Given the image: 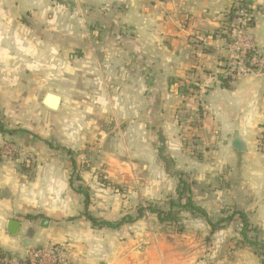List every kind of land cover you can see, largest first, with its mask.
<instances>
[{"label": "crops", "instance_id": "obj_1", "mask_svg": "<svg viewBox=\"0 0 264 264\" xmlns=\"http://www.w3.org/2000/svg\"><path fill=\"white\" fill-rule=\"evenodd\" d=\"M245 1L264 54V0ZM234 2L0 0V82L66 83L65 92L42 93L61 97L56 111L40 100L46 117L0 120V144L17 148L0 161L1 251L25 257L64 245L74 264H209L206 253L210 262L264 264L233 221L212 232L186 213L182 234L152 214L94 227L73 180L89 163L78 174L88 213L116 223L172 195L182 175L209 220L240 211L264 235V75L228 76L223 27ZM133 178L145 184L119 192Z\"/></svg>", "mask_w": 264, "mask_h": 264}, {"label": "rangeland", "instance_id": "obj_2", "mask_svg": "<svg viewBox=\"0 0 264 264\" xmlns=\"http://www.w3.org/2000/svg\"><path fill=\"white\" fill-rule=\"evenodd\" d=\"M231 21L232 20H230L228 22L227 17H225L224 24L231 23ZM250 32H251V30H250ZM253 38H254V36H253ZM14 69H16L18 71V70H20V67H14ZM52 88L58 92H65L66 91V83L65 82H59L58 87H56V86H54V84H52L50 82H45V83L35 82V81L26 82L24 80L5 82V83L0 82V120L3 121L5 119L8 122H11V120H12V122H13V120H15L17 118H28V119L31 118V119L36 120L37 118L42 119V118L46 117V115L44 114V112L40 108V100L42 97V93L46 90L49 91ZM31 90H34L36 93H39L40 95H37L36 98L27 97L26 94L30 93ZM20 105H22V110L19 111L17 107H19ZM25 111H26V113H25ZM46 124H49L48 120H47ZM16 155H17V148L14 145H12L10 142H3L2 144H0V161L1 160H3V161L12 160L16 157ZM88 164L89 163L84 162V164H81L74 171L73 180H74V187L75 188H78L79 186H81L79 184L78 174L81 172V170H86V168H87L86 166ZM182 178L187 183L190 182L189 178H187V177H182ZM133 181H134V184H131V185H129V183H128V185L122 184V186H120L121 188H120L119 192H123L122 194L126 195V190L128 191L131 186H137L138 188H140L141 186H143L145 184L146 178H138L137 181H135V179L133 178ZM189 186H190V184H189ZM125 188H128V189H126L125 191L121 190V189H125ZM168 196L169 195L164 196V197L157 199V200H154L150 203L144 202L140 206H147L148 204H150L155 208H160V209L165 210V207L167 205L166 199L168 198ZM233 212H236V211L225 213L222 216L219 215V217H217V218L214 216V218H211L210 221L215 224V223H217V221L224 219L225 217L230 216ZM135 215H136V213H134V214L128 213V215H126V216L134 217ZM126 216H124V217H126ZM179 217H180L181 222H182V229L181 230H178V227L176 225L169 224V223H161L162 224V230L168 231L171 234H182V233L186 232L187 228H185V224H184L187 221L186 213H181L179 215ZM233 218L234 219H232L231 221H226V222L221 223V224H219V223L215 224L216 225L215 231L223 229L226 224L233 221V222H235V226L233 228L234 229L233 234L238 235L241 231V222H240L238 216H233ZM99 220H102V219H99ZM236 223L239 225L240 231H239V229L237 230ZM253 228H255V227H253ZM211 237H212L211 233L207 232L205 235V238L201 242L202 243L201 244L202 249L206 250L208 248V245L210 244L211 239H212ZM248 239H251V240L256 239L257 242L260 241L264 244V235L262 233H260L257 229H256V233L252 232V231L248 232ZM238 245H240V242H236V241L230 242L227 245V250L236 249L238 247ZM225 246H226V244H225ZM56 247H60V249H62L64 257L66 258L65 259L66 264H74L73 259H71V254H70L71 251H70V248L68 246L63 245V246H56ZM207 255L208 254L206 253L205 257L203 256L202 259H204V260L206 259V262H209V264H221L220 261L219 262L216 261L217 260L216 258H214V259H216L214 262H210L212 259L211 258L212 254L210 255V257H207Z\"/></svg>", "mask_w": 264, "mask_h": 264}, {"label": "built area", "instance_id": "obj_3", "mask_svg": "<svg viewBox=\"0 0 264 264\" xmlns=\"http://www.w3.org/2000/svg\"><path fill=\"white\" fill-rule=\"evenodd\" d=\"M238 1L242 6L237 10V17L231 21L232 30L225 33L228 62L231 67L228 76L243 75L251 71H261L264 75V54L257 49L250 32L252 14L245 0ZM245 63H248V66H245ZM258 150L264 156V131L259 140ZM65 259L62 249L53 246L31 250L25 257L0 250V264H66Z\"/></svg>", "mask_w": 264, "mask_h": 264}, {"label": "trees", "instance_id": "obj_4", "mask_svg": "<svg viewBox=\"0 0 264 264\" xmlns=\"http://www.w3.org/2000/svg\"><path fill=\"white\" fill-rule=\"evenodd\" d=\"M237 6H232L231 9L226 14L227 21L233 20L237 17V10L242 5L240 4V1H236ZM224 30L226 32H230L232 30L231 23L224 24ZM226 81H224L222 84L226 86ZM2 131V129H0ZM79 193L82 194L84 198V211L82 213V216L89 221L92 226L98 227V228H118L125 222H135L138 219L143 218L146 214H152L156 215L158 221L160 223H169L176 225L178 227V230L182 229V222L179 217L181 213H187L191 215L192 217H204L209 224L211 231L214 232L216 230L217 223L221 224L226 221H231L233 219V216H238L240 222H241V231L240 236L242 237L241 243L251 244L256 249V252L260 254L264 258V244L260 241L251 240L248 239V232H255L256 229L252 227V225L249 223L248 218L246 215L240 211L233 212L230 216L225 217L224 219H221L217 221V223H212L205 212L200 209L196 204L193 202L191 194H190V186L189 183H187L183 178L182 175L178 177V183L175 187L174 193L172 195H169L167 200V205L164 209L155 208L152 205L148 204L147 206H140L136 210V215L134 217L126 216L123 219L119 220L116 223H111L104 220H99L93 216H91L88 213V206H89V194L88 191L83 187H78L76 189ZM175 196V197H174ZM218 224V225H219Z\"/></svg>", "mask_w": 264, "mask_h": 264}, {"label": "water", "instance_id": "obj_5", "mask_svg": "<svg viewBox=\"0 0 264 264\" xmlns=\"http://www.w3.org/2000/svg\"><path fill=\"white\" fill-rule=\"evenodd\" d=\"M41 104L51 111H56L61 104V97L53 93H46L41 100Z\"/></svg>", "mask_w": 264, "mask_h": 264}]
</instances>
